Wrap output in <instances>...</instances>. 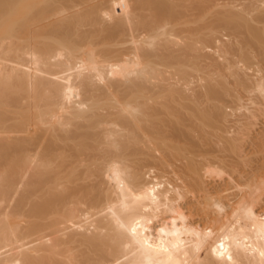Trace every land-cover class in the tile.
Returning <instances> with one entry per match:
<instances>
[{"label": "bare ground", "instance_id": "6f19581e", "mask_svg": "<svg viewBox=\"0 0 264 264\" xmlns=\"http://www.w3.org/2000/svg\"><path fill=\"white\" fill-rule=\"evenodd\" d=\"M0 264H264V0H0Z\"/></svg>", "mask_w": 264, "mask_h": 264}]
</instances>
